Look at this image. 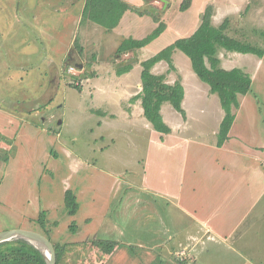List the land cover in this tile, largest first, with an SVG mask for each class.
Masks as SVG:
<instances>
[{
	"label": "rangeland",
	"instance_id": "374dc122",
	"mask_svg": "<svg viewBox=\"0 0 264 264\" xmlns=\"http://www.w3.org/2000/svg\"><path fill=\"white\" fill-rule=\"evenodd\" d=\"M182 1L151 0V5H136L148 10H152L149 6L157 8L159 18L166 20L170 29L138 52L118 53L122 33L103 28L84 14L86 0H0V131L10 118L8 113L13 111L19 122L24 119L31 123L25 133L37 135L40 127L54 136L56 147L50 155L57 156L46 158L49 146L45 144L47 149L41 150V138L37 141V145L42 142L41 160L34 153L33 139L30 144H21L15 154L19 162L10 168L5 169L0 153V232L16 228L42 232L38 216L26 217V222L20 219L21 213L30 208L21 207L28 169L41 163L43 172L36 174V183L42 190L40 197L53 199L52 215L61 223L55 234L49 230L54 225L46 224L53 243H58L57 239L68 241L78 231V240L86 236L92 240L102 238L100 207L108 196L111 208L103 220L116 226L109 229L110 233L107 231L111 235L107 240H120L127 246L119 243L120 249L106 264H243L245 260L264 264V232L261 235L256 231L260 219L264 220V199L256 206L249 203L248 212L242 210L239 221L230 223L233 233L229 236L209 230L203 235L204 229L185 213L143 189V173L149 162L147 150L151 138L159 137V133L142 115L140 99L134 100L133 94L142 88L141 62L181 37L178 22L193 12L182 11ZM210 1L215 26L229 18V35L264 49V0ZM194 5L189 10H194L197 4ZM135 20L136 28L142 26V37L155 26ZM192 29L190 26L186 31L190 33ZM217 54L221 67L242 68L254 76L251 91L240 98L241 107L234 109L237 120L233 131L257 132L258 141L263 144L264 64L257 65L255 54L223 47H218ZM128 63L132 69L120 75L118 68ZM157 64L152 70L165 73L168 82L181 76L183 80L182 107L186 116L169 102L162 107L164 120L172 129L170 136L183 141L178 147L200 144L208 154L216 153L220 121L225 115L219 96L196 75L190 58L181 50L173 53L174 68L166 61ZM2 146L10 149L5 143ZM160 156L153 154L150 160L156 163L153 181L159 177ZM32 169L36 171L37 167ZM86 169L91 175L85 179V201L80 194V171L83 174ZM103 170L123 182H114ZM113 185L121 188L112 198ZM69 188L78 193L79 208L74 216L64 203V192ZM147 203L148 209L144 207ZM232 208L233 205L229 211ZM154 232L162 239L154 240ZM148 247L152 253L144 257L143 250Z\"/></svg>",
	"mask_w": 264,
	"mask_h": 264
},
{
	"label": "crops",
	"instance_id": "0c3cea01",
	"mask_svg": "<svg viewBox=\"0 0 264 264\" xmlns=\"http://www.w3.org/2000/svg\"><path fill=\"white\" fill-rule=\"evenodd\" d=\"M125 1L134 5H140L144 3V0H142L143 2L141 1L142 3H140L139 0L137 1L125 0ZM232 1L233 0H228V2H232ZM194 3L197 4L196 8L194 10L188 9L186 11V12L193 11L192 13L190 12L191 14L189 15V17L183 19L181 22H178L177 27L181 28V32H182L181 37L189 36L199 27L200 25L199 22H201L200 20L201 15L205 10L206 5L211 3V1L199 0L197 2V0H193L191 7L195 6ZM258 8L259 7L256 6L255 11H257ZM253 9L254 8H252V11ZM135 19H141L144 20L145 22L147 21V25L152 23L155 25L154 28L157 26L156 25L157 22H155L153 17H150V15L141 16L136 12L128 10L124 13L119 24L115 26V28L112 30L121 32L123 36V40L131 37L135 39H139V38L142 39L145 36H147L149 33L144 37H142L143 35H139V33L142 32L143 30H141L142 26H140L139 28H136L134 26L135 24H138V21H136ZM190 26H192L193 29L190 31V33H188L186 30L187 28L189 29ZM167 28L170 29V25ZM134 32H136V34ZM247 54H252V53H247ZM256 56L259 61L257 65L260 67L261 64H264V56L263 57H259L258 55ZM229 65L232 66L233 64L229 63ZM258 66H256L255 70L259 69ZM232 68L235 67H231L230 69ZM252 77L254 79V76ZM181 79L182 76L180 77V79L178 78L176 80H181ZM176 80L172 81L171 83H174ZM140 91L137 92L135 95L133 94V96L139 94ZM240 98H243V96H241ZM139 102L141 103V100ZM240 107H241V102H240ZM8 116L10 118L7 119L6 123L4 124V130L2 132L0 131V133L5 135L7 138H10L13 141L15 139L14 137H16V140L14 141L15 142L14 145H16L18 148L15 146L17 148L15 154L18 153L22 143H24V145L30 144L31 139H33L32 142L36 144V147L34 146V153H36L37 156H39L40 160L42 159V157L41 154L39 153L42 149L45 150L46 148L45 144H48L49 146L48 153L44 152L46 158L48 157L50 159L57 157L50 155V150L54 151L53 146L56 147V145L53 144L54 136L49 135L45 130H43L44 128H40L38 126L37 127L39 129L37 131L39 132L37 133V135L33 134L31 136L30 134L25 133V128L29 125L31 126V123L29 121L22 119L21 122H19V119L16 117V114L13 111L9 112ZM235 120L233 121L234 122L233 126L229 132V138L221 147L218 146V148H216L217 149L215 150L216 153L208 154L206 151V147L200 144L193 145L190 143V147L187 148L178 147L179 145H181L183 141H181L180 139L173 140V137L170 136L172 133L162 134L158 131L157 132L159 133V137L151 138L147 150L149 162L146 164L143 173L144 181L146 182L143 184V189L145 191H150L151 193H153V195L158 196L161 199L167 201L168 203L173 204L175 207H177L179 210L185 213L189 218H191L192 221H194L195 224H198L204 229L203 235L205 232L209 230L210 232L213 231L220 236H229L230 234L233 233V230L231 228L229 229L230 223H232L233 221L237 223L239 221L237 220V218L242 213V210L248 212L247 208L249 203L251 205L256 206L259 205V203L264 199V143L260 144V142L258 141L259 135L257 132L254 133L241 132L239 134L234 132L233 129H234V124L236 123ZM40 129H42V131ZM44 131L47 134V136L49 135L48 137L52 141H50L48 137L44 138L46 134L43 135L40 134ZM39 138L43 140L42 141L43 145L42 142H40V144L37 145V141ZM2 143L9 145L6 142H2ZM2 143L0 144L1 146ZM41 145L42 148L40 150ZM15 154L10 158L9 162L5 164V169L10 168L12 164L16 165L19 162V159ZM55 154L57 155L56 149H55ZM153 154L154 155L161 154L159 160V177H157L158 179L156 181L152 180V175L154 174L153 169L154 166L156 165V163L150 162ZM20 161L23 162L22 159ZM40 165L42 164L35 163L30 166L31 169H28L27 180H26L27 183L25 184L27 189L24 191L23 194L25 200L21 202L22 203L21 207L23 205L24 206L30 205V208L27 210V212L21 213L20 219L26 222L25 219L26 217L37 218V216H39L40 211L42 210L47 211L48 209L50 211L47 212L46 224H49L50 227L54 225L52 229L49 230L52 234H55L56 231H58L57 228H59L61 223H59L60 221L57 219V217L55 218L52 215L54 207L51 201L53 199L48 200V198H45L44 196L40 197L42 190H40L38 183H36V178H37L36 174L39 172H43L41 168L42 166ZM36 167L40 171H38ZM45 167L43 169H45ZM32 168H35L36 171L33 170ZM103 171L104 172L102 173L111 177L114 180V182L119 184L123 182L122 180H120V177H117L108 171L105 170ZM90 175L91 174L89 173L88 169H86L83 174H81L80 171V180L83 181L80 188V194H81V198H84L85 201L88 200L84 196L85 191H87L88 188L85 179L89 178ZM119 187L120 186L118 185L114 186V191L112 192V198L113 196H116V192L121 188ZM67 190L68 189H66L65 192ZM65 192H64V196H65ZM74 193L76 197H78V193L76 191ZM249 195L250 198H248ZM104 201L105 202H103V205H101L100 207L102 222L99 224L100 225L99 232L104 233V236L102 237L103 239L105 238L109 239L111 238L110 237L111 235L108 234L107 231L109 232L110 228L113 229V227L116 226V224L104 223L103 218L104 217L106 218L107 212L109 208H111V205L109 204L110 197L107 196V199H104ZM232 205L233 208L231 209V211H229ZM144 207L148 209L150 207L149 203H147ZM243 214L246 215V213ZM260 220L262 222L260 223V221L258 220L259 222L256 231L257 233L263 235L264 220L263 219ZM78 232L72 233L73 238L72 239L70 238L68 241H60V239H57L56 242L65 246V250L59 264H106L110 262L111 258H113V256H115V254L120 249L119 243H122L120 240H119L120 242L116 240L118 242V245L113 250V252L109 254V253H105L100 246L89 243V241L92 240L91 237L87 238L86 236L84 240L76 239L75 235ZM153 236H154L153 237L154 240L162 239L158 236L157 232L156 233L154 232ZM216 236L217 235H215V237ZM165 238L166 237H164L163 240H165ZM122 244L127 246V244L125 243ZM128 248L129 247H127L126 249ZM149 249L150 247H148L147 250L145 249L143 250L144 257H146L147 254L149 255L152 253V251ZM92 257L97 261L96 262L91 261ZM243 264H253V263L245 260Z\"/></svg>",
	"mask_w": 264,
	"mask_h": 264
},
{
	"label": "trees",
	"instance_id": "16d2710c",
	"mask_svg": "<svg viewBox=\"0 0 264 264\" xmlns=\"http://www.w3.org/2000/svg\"><path fill=\"white\" fill-rule=\"evenodd\" d=\"M193 0H183L180 9L185 11L191 7ZM145 5H151V0H144ZM144 7V6H143ZM148 8V7H147ZM141 8L125 0H86L84 14L102 25L103 28L112 30L117 26L128 10L136 12L139 15H151L155 20L156 27L144 38L124 39L118 47V53L132 51L138 52V49L144 48L167 29V21L160 19L158 9L149 6L152 10ZM214 7L209 3L201 15L199 27L189 36L181 37L175 40L158 53L151 55L141 62V84L142 88L139 94L133 97L134 100L140 99L143 108L144 117L151 123L154 130L162 133H171V127L166 124L162 114V107L169 102L184 117L186 112L182 107L184 99V86L181 80L174 83L167 81L165 73H155L152 69L160 61L169 63L173 66V53L176 49L185 53L191 61L192 68L196 75L206 84L210 91L219 96L225 115L222 119L217 145L221 147L229 138V132L236 119L234 109L240 107V97L246 95L252 87V76L243 69L235 67L225 69L220 66V58L217 54L218 47H223L230 51L239 53H252L259 57L264 56V49L253 46L248 42L238 40L227 33L229 27V18H226L219 26H215L213 21ZM132 69V64H125L118 68L122 75ZM78 89V85L75 86ZM6 142L11 145L10 149L3 148L0 145L1 160L8 163L14 156L17 148L14 141L0 133V144ZM77 198L73 190L68 189L65 192L64 202L71 216L76 215L79 208ZM37 222L42 226V232L48 238L49 232L46 228L47 211L42 210L39 213ZM75 226H71L73 229ZM74 230V229H73ZM76 230V229H75ZM74 230V232H76ZM51 239V238H50ZM57 252L58 264L62 258L65 246L59 243H53ZM93 245L100 246L105 253H112L117 246V241H110L103 238L92 240ZM0 264H47L43 254L31 243L25 240H11L0 243Z\"/></svg>",
	"mask_w": 264,
	"mask_h": 264
},
{
	"label": "water",
	"instance_id": "95a60500",
	"mask_svg": "<svg viewBox=\"0 0 264 264\" xmlns=\"http://www.w3.org/2000/svg\"><path fill=\"white\" fill-rule=\"evenodd\" d=\"M82 67V66H80ZM25 240L31 243L43 254L47 264H58V257L55 246L45 234L28 229L16 228L0 232V243L11 240Z\"/></svg>",
	"mask_w": 264,
	"mask_h": 264
}]
</instances>
